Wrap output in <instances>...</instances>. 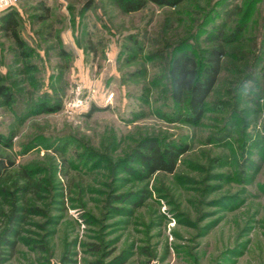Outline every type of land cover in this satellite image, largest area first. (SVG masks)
I'll use <instances>...</instances> for the list:
<instances>
[{
    "label": "rangeland",
    "instance_id": "374dc122",
    "mask_svg": "<svg viewBox=\"0 0 264 264\" xmlns=\"http://www.w3.org/2000/svg\"><path fill=\"white\" fill-rule=\"evenodd\" d=\"M11 1L24 46L0 29V264H264V0ZM218 44L194 119L169 63L202 69ZM147 139L181 149L172 172L147 173Z\"/></svg>",
    "mask_w": 264,
    "mask_h": 264
},
{
    "label": "trees",
    "instance_id": "16d2710c",
    "mask_svg": "<svg viewBox=\"0 0 264 264\" xmlns=\"http://www.w3.org/2000/svg\"><path fill=\"white\" fill-rule=\"evenodd\" d=\"M116 1L125 11H134L141 9L147 2L175 6L183 0ZM17 23L16 11L8 10L0 15V29L7 34H11L17 45L23 47L24 42L17 33ZM223 53L224 51L220 44L212 48L202 69L198 67L194 57L183 51L173 56L170 60L168 73L172 99L179 104L187 101L189 113L194 116V119L198 118L202 113L203 103L217 80ZM0 94L10 100L9 92L3 84H0ZM140 146L144 148V151L138 154V157L141 163H144L147 173L157 170L164 172H172L174 170L180 148L174 145H167L166 148L162 149L159 143L153 139L145 140ZM3 239L4 237H2Z\"/></svg>",
    "mask_w": 264,
    "mask_h": 264
},
{
    "label": "built area",
    "instance_id": "2783aa9c",
    "mask_svg": "<svg viewBox=\"0 0 264 264\" xmlns=\"http://www.w3.org/2000/svg\"><path fill=\"white\" fill-rule=\"evenodd\" d=\"M0 2L3 4V5H8V4H11V0H0ZM79 89V88H78ZM77 95H76V97L74 98V99H76V100H74V102H73V104L72 105H78L77 103H79V104H82V101H81V99H80V96H79V90H77ZM113 97V94L112 93H109L108 95H107V99L108 100H110L111 98Z\"/></svg>",
    "mask_w": 264,
    "mask_h": 264
}]
</instances>
